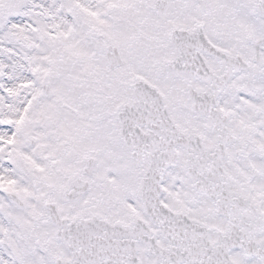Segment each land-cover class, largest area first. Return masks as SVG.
<instances>
[{"label": "snow or ice", "instance_id": "1", "mask_svg": "<svg viewBox=\"0 0 264 264\" xmlns=\"http://www.w3.org/2000/svg\"><path fill=\"white\" fill-rule=\"evenodd\" d=\"M0 264H264V0H0Z\"/></svg>", "mask_w": 264, "mask_h": 264}]
</instances>
